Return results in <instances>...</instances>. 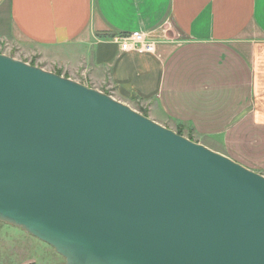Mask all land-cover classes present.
<instances>
[{"label": "water", "instance_id": "water-1", "mask_svg": "<svg viewBox=\"0 0 264 264\" xmlns=\"http://www.w3.org/2000/svg\"><path fill=\"white\" fill-rule=\"evenodd\" d=\"M0 222L66 264H264V175L0 53Z\"/></svg>", "mask_w": 264, "mask_h": 264}, {"label": "crops", "instance_id": "crops-1", "mask_svg": "<svg viewBox=\"0 0 264 264\" xmlns=\"http://www.w3.org/2000/svg\"><path fill=\"white\" fill-rule=\"evenodd\" d=\"M3 44L264 175V0H0Z\"/></svg>", "mask_w": 264, "mask_h": 264}, {"label": "rangeland", "instance_id": "rangeland-1", "mask_svg": "<svg viewBox=\"0 0 264 264\" xmlns=\"http://www.w3.org/2000/svg\"><path fill=\"white\" fill-rule=\"evenodd\" d=\"M0 53L31 65L48 67L60 73L63 71L41 60L38 54L19 51L14 45H1ZM136 108L137 111L140 110ZM140 111L138 112L142 113ZM144 113L148 116L147 112L143 111L142 114ZM0 264H66V260L46 243L19 228L0 222Z\"/></svg>", "mask_w": 264, "mask_h": 264}, {"label": "built area", "instance_id": "built-area-1", "mask_svg": "<svg viewBox=\"0 0 264 264\" xmlns=\"http://www.w3.org/2000/svg\"><path fill=\"white\" fill-rule=\"evenodd\" d=\"M113 41L117 43L122 51L154 53L156 50L157 39L143 32H133L120 36H115Z\"/></svg>", "mask_w": 264, "mask_h": 264}, {"label": "trees", "instance_id": "trees-1", "mask_svg": "<svg viewBox=\"0 0 264 264\" xmlns=\"http://www.w3.org/2000/svg\"><path fill=\"white\" fill-rule=\"evenodd\" d=\"M32 65H33V64H32ZM56 73L59 74V75H61L60 72H56ZM144 115L147 116V114H145V113H144ZM184 128H185V127H183L182 125H180V128L178 129L177 133H179L180 135H183V133H184Z\"/></svg>", "mask_w": 264, "mask_h": 264}]
</instances>
